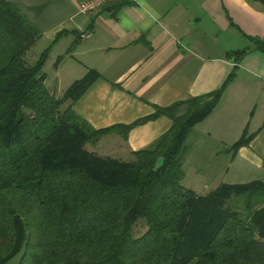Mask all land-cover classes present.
<instances>
[{"label": "trees", "instance_id": "1", "mask_svg": "<svg viewBox=\"0 0 264 264\" xmlns=\"http://www.w3.org/2000/svg\"><path fill=\"white\" fill-rule=\"evenodd\" d=\"M264 3V0H254ZM41 30L0 0V264H264V181L222 183L207 194L183 184L188 138L222 87L128 125L95 128L73 108L99 77L90 69L62 96L47 86ZM264 51V41L254 39ZM30 60V61H29ZM167 115L170 129L124 161L93 150L113 130ZM246 132L228 147L233 157ZM140 218L147 230L138 237Z\"/></svg>", "mask_w": 264, "mask_h": 264}, {"label": "crops", "instance_id": "2", "mask_svg": "<svg viewBox=\"0 0 264 264\" xmlns=\"http://www.w3.org/2000/svg\"><path fill=\"white\" fill-rule=\"evenodd\" d=\"M10 1L42 32L29 54L38 46L36 60L49 48L46 83L57 96L90 69L99 73L73 103L98 129L133 124L156 106L217 90L236 71L217 106L189 135L183 184L207 194L222 183L264 181V51L254 41H264V3L119 0L83 13L81 0ZM172 123L161 115L133 126L127 137L113 130L93 150L133 160ZM244 132L249 141L233 157L228 147Z\"/></svg>", "mask_w": 264, "mask_h": 264}, {"label": "built area", "instance_id": "3", "mask_svg": "<svg viewBox=\"0 0 264 264\" xmlns=\"http://www.w3.org/2000/svg\"><path fill=\"white\" fill-rule=\"evenodd\" d=\"M115 1H119V0H81L79 5L80 11L83 13H96ZM127 1L136 2L138 0H127ZM88 35H89L88 33H85L83 36H88Z\"/></svg>", "mask_w": 264, "mask_h": 264}, {"label": "rangeland", "instance_id": "4", "mask_svg": "<svg viewBox=\"0 0 264 264\" xmlns=\"http://www.w3.org/2000/svg\"><path fill=\"white\" fill-rule=\"evenodd\" d=\"M39 47L37 46L35 49H33V53H39ZM32 53V54H33ZM35 55H39V54H34V57ZM32 61L30 62H33L35 59L32 57L30 58ZM34 59V60H33ZM48 69H50V67H48ZM47 69V70H48ZM94 146V145H92ZM148 226H147V222L144 218H140L139 221L134 225V228H133V235L135 237H138V236H141L146 230H147ZM20 259V255L16 256L15 258H13L10 262H8L7 264H18V261Z\"/></svg>", "mask_w": 264, "mask_h": 264}]
</instances>
